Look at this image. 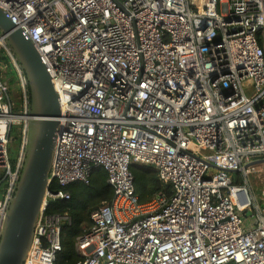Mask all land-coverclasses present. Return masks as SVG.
Here are the masks:
<instances>
[{
	"label": "built area",
	"instance_id": "built-area-1",
	"mask_svg": "<svg viewBox=\"0 0 264 264\" xmlns=\"http://www.w3.org/2000/svg\"><path fill=\"white\" fill-rule=\"evenodd\" d=\"M0 8L35 44L61 109L24 264H56L62 250L71 218L46 210L70 195L51 183H88L100 170L114 197L91 213L76 264H264V209L248 179L257 165L246 167L264 158V0H0ZM0 44L24 96L17 114L0 64L1 237L31 116L6 34ZM17 123L23 139L13 166ZM135 163L153 165L173 194L141 203Z\"/></svg>",
	"mask_w": 264,
	"mask_h": 264
},
{
	"label": "water",
	"instance_id": "water-1",
	"mask_svg": "<svg viewBox=\"0 0 264 264\" xmlns=\"http://www.w3.org/2000/svg\"><path fill=\"white\" fill-rule=\"evenodd\" d=\"M0 32L6 34L7 45L26 76L31 116L25 130L22 167L0 237V264H24L49 185L61 109L51 75L35 44L1 8ZM262 163L264 158H258L246 167Z\"/></svg>",
	"mask_w": 264,
	"mask_h": 264
},
{
	"label": "trees",
	"instance_id": "trees-1",
	"mask_svg": "<svg viewBox=\"0 0 264 264\" xmlns=\"http://www.w3.org/2000/svg\"><path fill=\"white\" fill-rule=\"evenodd\" d=\"M18 98L22 106L15 107L16 102L11 99L13 111L17 114H23L24 96L21 89H19ZM28 101L30 102L29 93ZM10 137L9 152L11 151V154H13L10 155V160L13 166H15L22 148L23 124L13 125ZM12 144L13 146H11ZM131 171L134 176L135 193L138 195L141 203L152 201L159 192H165L167 196L173 194V186L159 179L153 165L135 163L131 165ZM2 177L3 174L0 175V185L3 182L1 180ZM233 180V182L238 184L243 182L238 173L233 175ZM50 189L54 192L60 190L66 191L70 195L68 199L50 201L46 210L48 214H67L71 218L70 223L66 222L62 225V250L58 254L56 264H76L81 258L76 248L77 238L83 235L91 226V213L101 205L110 203L113 200L114 189L108 183L107 173L104 170L93 173L88 183L76 182L67 186H60L57 182L53 181Z\"/></svg>",
	"mask_w": 264,
	"mask_h": 264
},
{
	"label": "rangeland",
	"instance_id": "rangeland-1",
	"mask_svg": "<svg viewBox=\"0 0 264 264\" xmlns=\"http://www.w3.org/2000/svg\"><path fill=\"white\" fill-rule=\"evenodd\" d=\"M0 64L3 67L2 78L5 81H7L9 85V96L14 102H16L15 107L17 108L21 107L22 103L18 98V92L19 89H21L18 72L10 52L2 44H0ZM249 93L251 94L252 92L249 91ZM27 110L29 114L30 113L29 101L27 103ZM14 125H20V123ZM11 146H13V144ZM10 155H13L11 154V151H10ZM248 179H249V187L251 192L258 200L260 207L264 209V163L257 165L256 170L253 173L249 174ZM6 184H7V180H4L0 185V199L4 195Z\"/></svg>",
	"mask_w": 264,
	"mask_h": 264
}]
</instances>
